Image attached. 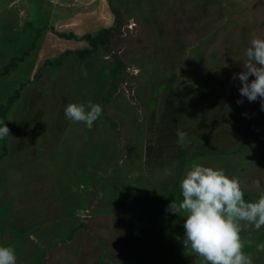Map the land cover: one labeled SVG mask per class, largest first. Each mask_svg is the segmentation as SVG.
Masks as SVG:
<instances>
[{
    "label": "rangeland",
    "instance_id": "1",
    "mask_svg": "<svg viewBox=\"0 0 264 264\" xmlns=\"http://www.w3.org/2000/svg\"><path fill=\"white\" fill-rule=\"evenodd\" d=\"M253 38L264 0H0V245L17 264H190L166 212L189 167L264 190V110L233 80ZM90 100L92 129L65 118Z\"/></svg>",
    "mask_w": 264,
    "mask_h": 264
},
{
    "label": "clouds",
    "instance_id": "2",
    "mask_svg": "<svg viewBox=\"0 0 264 264\" xmlns=\"http://www.w3.org/2000/svg\"><path fill=\"white\" fill-rule=\"evenodd\" d=\"M246 56L243 71L235 73L233 80L240 82L241 97L249 102L260 100L264 110V39H251ZM64 115L67 120L92 129L103 115V106L91 100L86 104L73 102L64 107ZM9 135L8 125L0 121V140ZM176 135L177 143L183 146L187 134L178 129ZM179 187L182 199L172 200L166 212L183 217L184 234L177 239H182L184 247L204 264H253V258L244 251L242 224L256 231L264 227V193L254 201L246 200L238 179L222 168L205 164L191 165ZM256 247L264 251V243ZM0 264H17L14 248L0 245Z\"/></svg>",
    "mask_w": 264,
    "mask_h": 264
},
{
    "label": "crops",
    "instance_id": "3",
    "mask_svg": "<svg viewBox=\"0 0 264 264\" xmlns=\"http://www.w3.org/2000/svg\"><path fill=\"white\" fill-rule=\"evenodd\" d=\"M241 188L245 194L246 200L254 201L258 199L261 193H264V190L260 189H249L246 187ZM171 217H175L174 219H177V216ZM177 220L183 221V217L178 218ZM241 237L246 242L244 251L253 258V264H264V251H258L256 247L258 244L264 243V227H262L259 231H256L250 227H244L242 224ZM190 260V264H204L203 260L192 252Z\"/></svg>",
    "mask_w": 264,
    "mask_h": 264
},
{
    "label": "trees",
    "instance_id": "4",
    "mask_svg": "<svg viewBox=\"0 0 264 264\" xmlns=\"http://www.w3.org/2000/svg\"><path fill=\"white\" fill-rule=\"evenodd\" d=\"M114 14L116 16V20H115L116 25L113 28L104 29L95 37H93L91 35L85 36V39L88 41V43L91 47L90 53H93L94 51L98 50L99 48H107V46L110 44L112 39L116 38L121 33L122 21H121L120 12L114 11ZM6 107H8V106H6ZM3 108H5V107H3ZM3 108H1V111H0V118L2 120H6V119H3L4 118L3 113L6 111V110L2 111ZM3 123L9 125V123H6L5 121H3Z\"/></svg>",
    "mask_w": 264,
    "mask_h": 264
}]
</instances>
